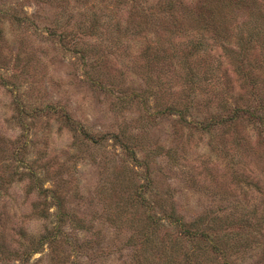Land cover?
Wrapping results in <instances>:
<instances>
[{
  "label": "rangeland",
  "instance_id": "obj_1",
  "mask_svg": "<svg viewBox=\"0 0 264 264\" xmlns=\"http://www.w3.org/2000/svg\"><path fill=\"white\" fill-rule=\"evenodd\" d=\"M117 1L0 0V211L14 230L6 244L18 248V234L29 237L54 224L53 215L37 216L50 195L38 194L32 171L38 183L63 196L69 218L61 260L45 245L31 264H136L146 236L171 249L150 254L159 264H185L193 248L201 249L193 253L201 255L199 264H264V243L257 245L251 226L239 228L244 219L255 222L252 206L244 207L230 178L244 167L264 186V133L244 119L209 131L186 122L216 111L224 84L233 89L229 100L235 97L240 75L217 63L187 98L181 87L188 84L179 85L182 69L168 66L162 82L154 68L149 76L141 56L146 45L154 50L159 36L154 26L137 32L136 23L129 24L136 8ZM159 1L138 3L149 14L147 7ZM183 2L192 8L197 0ZM93 21L97 30L89 31ZM116 21L119 29L106 33ZM54 29L65 31L66 40ZM198 60L201 75L206 63ZM134 92L148 95L128 101L125 95ZM183 94L192 97L187 120L158 112ZM148 180L149 187L140 188ZM175 215L186 225L200 223L210 238L229 233L227 255L201 253L206 244L185 236Z\"/></svg>",
  "mask_w": 264,
  "mask_h": 264
},
{
  "label": "trees",
  "instance_id": "obj_2",
  "mask_svg": "<svg viewBox=\"0 0 264 264\" xmlns=\"http://www.w3.org/2000/svg\"><path fill=\"white\" fill-rule=\"evenodd\" d=\"M127 2H131L132 7L136 8L132 13L129 24L136 23L137 32L151 30L154 26L151 32L159 36L154 50L152 51L153 45H146L145 53H142L141 56L145 62L141 66L145 68L144 72H147L149 76H152L151 72L154 68L155 71L159 72V82H162L161 75L166 74L168 66L176 69L178 73L182 69L184 73H180V75L183 79H181L182 82L179 85L188 84L186 88L181 87L187 98L192 96L191 93L196 90V86L210 78L209 76L214 71L213 67L217 63L225 61L226 65H232L235 73L240 75L238 76L241 79V90L236 93L235 97L229 100L227 92L233 91V89L229 84H224L222 87L224 96L220 100L216 111H213L206 118L186 121L189 125L201 131H209L220 126L230 128L237 119H244L249 123H253L260 132L264 133V0H197L196 5L192 8H186L183 0H161L157 4L147 7L150 11L149 14L145 13L147 10L142 9L138 0H127ZM119 3L123 2L119 0L117 4ZM153 15L158 17H151ZM148 19L153 20L149 21ZM107 22L109 23V21ZM118 24V21L108 24L113 27L110 26L111 28L109 27L106 33L117 31L119 29ZM89 26L91 27L89 31L92 29L97 30V23L94 21ZM54 32L57 31L54 29ZM57 33H55L56 36L64 37L66 40L68 35L65 34V31L61 30ZM113 38L118 41L120 36L114 37L113 35ZM212 49L219 50L220 54L212 55ZM253 50H257V57H252ZM170 52L172 53L170 54ZM177 52L181 54L179 55ZM168 54H170L169 59L171 60L165 66L163 62L167 59ZM174 55H177V57L172 60ZM213 56L214 59H211ZM199 58H202L206 63L201 75L199 72L202 65L198 60ZM160 60L161 62L164 60L162 64ZM225 69H227V66ZM164 78L166 81H170L169 78ZM167 85L169 84L167 83ZM139 92L138 94L134 92L131 95H125V98L128 101L133 100L132 95L133 98L137 99L142 98V96L147 98L148 94ZM183 97L184 94L179 95L177 97L179 100H174L175 103L165 106L159 105L158 112L161 114H176L180 119L187 120L185 116L188 115L189 108L192 106L190 99L193 96L190 99H184ZM154 101L158 105L157 100ZM85 135L88 136L86 132ZM28 175L31 179L29 181L41 197L45 199L47 193L50 195L49 201L45 199V205L41 207L40 211L38 210V218L46 219L49 215L54 216V224L46 226L37 234H30L29 237L18 234L17 239L19 240L13 239V241L15 240L13 243L17 244L18 248L12 247L6 244V240L10 237L12 240L14 230L6 222L2 212L4 209H2L0 211V256H2L0 260L13 258L17 262L14 264H31L29 263L30 257L41 252L44 246L48 245L50 252L56 254L53 257H57L60 261L61 259L57 255L61 248L60 245L68 243L63 226L69 218V214L62 208L63 196L61 197L59 192L52 186L43 187L42 181L38 183L32 171ZM257 175L255 172L247 171L242 167L240 170H234L233 173H230V178L238 187L245 201V203L243 202L244 207L247 204L252 206L250 213L252 218L255 219L254 223L244 219L240 222L239 228L251 226L252 230L250 232L258 236L256 243L260 245L264 243V186H262ZM150 181L141 183V187H139L142 189L149 187ZM255 199H262L263 202L261 204L254 202ZM52 207L55 210L52 214H49V209ZM173 221L181 227L185 236L206 244L207 247L201 253L204 254L209 250V253L215 255V257L217 255L222 257L227 255L226 249L228 250V247H230V239L232 238L229 233H224L222 237L210 238L209 232L201 228L200 223L193 222L186 225L176 215ZM231 234H235V232ZM245 239L247 240V238ZM24 240L25 243H23ZM157 248L162 251L163 256L171 250L166 249L163 245H158L153 239L146 236L140 253L137 255L136 264H159V262L153 261V256L149 257ZM199 250L193 248L192 251L186 252L184 263L199 264L197 258L201 255L198 257V255L193 254L194 251L198 252ZM166 263L169 264L168 261ZM220 264H232V262L223 259Z\"/></svg>",
  "mask_w": 264,
  "mask_h": 264
}]
</instances>
